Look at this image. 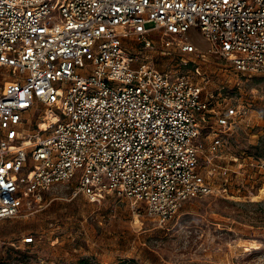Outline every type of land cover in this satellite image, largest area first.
<instances>
[{
	"label": "built area",
	"instance_id": "obj_1",
	"mask_svg": "<svg viewBox=\"0 0 264 264\" xmlns=\"http://www.w3.org/2000/svg\"><path fill=\"white\" fill-rule=\"evenodd\" d=\"M154 31L182 61L215 54L264 70V0H0V68L12 75L0 87V219L72 183L74 196L114 194L164 226L186 198L214 190L202 153L211 159L247 110L214 103L204 76L137 53L131 40L148 50Z\"/></svg>",
	"mask_w": 264,
	"mask_h": 264
},
{
	"label": "rangeland",
	"instance_id": "obj_2",
	"mask_svg": "<svg viewBox=\"0 0 264 264\" xmlns=\"http://www.w3.org/2000/svg\"><path fill=\"white\" fill-rule=\"evenodd\" d=\"M152 36L151 50L133 39L134 50L147 51L163 68L205 78L214 103L226 97L247 110L221 132L211 159L209 150L202 153L200 166L214 190L186 198L162 226L142 213L138 220L123 197L91 201L74 196L72 183L55 184L40 210L0 219V264H264V70L242 73L215 54L187 53L182 61L174 45L163 46L168 37ZM10 76L0 68V87ZM211 130L204 132L207 144Z\"/></svg>",
	"mask_w": 264,
	"mask_h": 264
},
{
	"label": "bare ground",
	"instance_id": "obj_3",
	"mask_svg": "<svg viewBox=\"0 0 264 264\" xmlns=\"http://www.w3.org/2000/svg\"><path fill=\"white\" fill-rule=\"evenodd\" d=\"M198 38H199V41L207 43L206 39L203 38L200 34H198ZM261 192L264 193V187H261Z\"/></svg>",
	"mask_w": 264,
	"mask_h": 264
},
{
	"label": "crops",
	"instance_id": "obj_4",
	"mask_svg": "<svg viewBox=\"0 0 264 264\" xmlns=\"http://www.w3.org/2000/svg\"><path fill=\"white\" fill-rule=\"evenodd\" d=\"M4 70H6V69H4ZM6 71H7V70H6ZM8 79H9V78H6V80H5V81H7ZM5 81H4V82H5ZM3 84H4V83H3Z\"/></svg>",
	"mask_w": 264,
	"mask_h": 264
}]
</instances>
